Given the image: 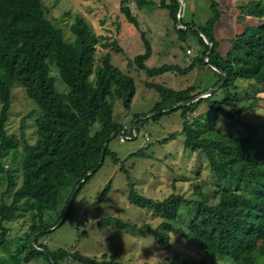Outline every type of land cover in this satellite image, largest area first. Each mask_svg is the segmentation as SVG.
Segmentation results:
<instances>
[{
	"label": "trees",
	"instance_id": "obj_1",
	"mask_svg": "<svg viewBox=\"0 0 264 264\" xmlns=\"http://www.w3.org/2000/svg\"><path fill=\"white\" fill-rule=\"evenodd\" d=\"M131 1L120 0L121 11L141 32L145 53L131 61L130 67L146 72L149 78L167 73L186 75L198 67H206L216 77L213 88L224 84L212 95L201 97L208 89L191 86L175 90L148 83V87L157 90L161 97L152 112L181 110L185 149L205 155L216 185L213 186L216 203L210 202V195L203 192L201 185L193 195L199 198L185 193H174L163 200L146 197L139 193L131 171L123 163L121 170L127 176L130 203L155 211L162 219L155 229L149 226V231L163 250H170L172 235H179L207 257L230 259L233 264H264V23L255 25L248 21L253 17L264 18L263 1L223 0L226 7L221 10L220 3L213 0L212 16L206 23H198L196 15L189 20L185 14L182 23L187 30H182L179 28V0H161L162 8L170 13L185 53L189 48L188 40L196 47V56L185 69L179 65L166 64L157 68L146 65L153 54V45L133 14ZM134 1L139 8L150 4L148 0ZM232 4L238 13L233 12L237 27L244 24L243 31L219 39L216 27L231 13L233 8L229 6ZM71 30L72 41L50 20L43 0H0V173L8 178V188L0 198V248L5 253L0 264H29L41 257L49 264H53V260L59 264L70 257L81 264H124L107 255L88 257L64 249L51 252L47 244L41 242L62 221L68 208L66 218L72 215L78 195L104 165H100L103 156L104 162L111 157L114 164H121L110 143L122 133L114 138L112 135L121 129L126 137L135 138L134 130L139 133L149 120L146 114L135 115V126L128 130L114 117L113 102L121 100L129 111L137 92L134 78L113 64L110 53L101 58V63L96 61L98 44L125 54L118 41L104 43L106 37L97 36L82 17L76 18ZM224 41L226 49L221 48ZM52 65L69 86L68 93L58 91L51 75ZM16 83L25 87L27 95L41 110L36 121L38 141L35 145H31L24 134L18 138L10 135L7 129L12 88ZM243 83H248L256 92L248 104L233 110L244 91ZM185 102L188 104L175 108ZM203 104L216 116L230 119L232 124L237 115L254 110H261L263 117L260 124L242 120L244 134L235 136L199 118L197 114ZM163 114L153 118L157 120ZM168 140L164 139L163 143ZM21 146L19 186L17 174L6 170L4 161L12 154L15 157ZM138 156L144 154L140 152ZM111 186L109 184L104 190L101 200L108 196ZM7 196H11V202ZM183 207L195 210L187 228L176 224L181 219ZM29 212L33 213L35 223L24 243L14 250L7 224ZM47 212L57 213L55 222L44 218ZM111 224L122 230L146 234L131 221L107 218L100 222V225ZM167 264H206V260L176 256L167 260Z\"/></svg>",
	"mask_w": 264,
	"mask_h": 264
},
{
	"label": "rangeland",
	"instance_id": "obj_2",
	"mask_svg": "<svg viewBox=\"0 0 264 264\" xmlns=\"http://www.w3.org/2000/svg\"><path fill=\"white\" fill-rule=\"evenodd\" d=\"M45 9L50 20L62 29L68 40H73L71 30L77 17L84 18L97 36H104V43L118 41L125 54H120L111 48H105L101 44L97 45L96 61L101 63L107 53L112 55V62L125 74L134 78L137 92L132 108L128 111L124 108L121 100H115L114 117L124 124L128 130L135 126V115H144L148 118L141 127L138 135L134 130L135 138L124 135L112 140L110 148L119 156L121 164H114L111 157H107L104 165L98 170L91 181L86 184L78 195L73 206V213L68 218L65 217L57 226L53 228L46 237L41 239L43 244H47L51 252L61 249L70 253L80 252L88 257L102 258L104 255L115 258L124 264H144L143 258H148L153 250H160L150 227L155 229L162 223V219L155 211L142 209L129 201V188L126 174L121 170L124 163L131 171L134 183L139 193L153 199L163 200L174 193H185L191 198L197 186L201 185L203 192L210 195V202L216 203L213 198V177L202 152H191L185 149V135L183 133V123L181 110L167 111L165 109L162 116L155 120L152 112L160 102V95L157 90L149 88L148 83L165 85L175 90H183L191 86H198L201 89L211 90L215 85L216 77L213 72L206 67H198L189 74L167 73L155 78H149L146 72H142L135 66L130 67L129 63L145 53V45L141 32L133 26L121 11L120 0H43ZM150 4L144 8H139L132 0L130 7L132 12L141 22L142 30L146 31L147 37L153 45V54L146 62L149 68H157L163 65H179L183 69L189 67L196 56V47L193 41L188 40L187 47L194 50L192 55H188L180 45L178 34L174 29L170 13L166 8H162L161 0H148ZM169 1V0H167ZM190 1L185 11L186 17L190 14ZM213 0H197L192 10L196 13L195 20L204 24L212 16ZM220 3V9L226 7L223 0H216ZM231 1V0H229ZM254 0H245L246 3ZM264 3V0H262ZM194 2V0H193ZM233 3V2H230ZM233 8L231 13L226 15L222 23L216 27V34L219 39H226L243 31L241 24L237 27L235 4L229 6ZM236 15L238 13L236 12ZM249 23L259 25L264 23V18H250ZM195 43V42H194ZM227 43L224 41L221 48L226 49ZM188 48V49H189ZM51 75L55 78V85L59 92L68 93L69 86L62 80L59 70L55 65L51 66ZM240 93V101L233 110L250 102L254 88L248 83H243ZM249 93L250 98L247 96ZM12 104L10 117L7 122V129L10 135L20 137L25 135L31 145L37 144L36 121L41 110L38 104L32 100L22 84L16 83L12 88ZM220 99V97H218ZM0 102V109H1ZM197 116L208 123H215L217 127L226 133L235 136H242L244 131L241 121L260 124L263 112L254 110L249 113L237 115L231 123L230 119L223 116H216L203 104ZM143 117V116H142ZM140 117V118H142ZM175 135L176 138H171ZM164 139H169L163 143ZM144 156H138L139 153ZM23 147L14 157L13 154L4 161L6 170H12L18 176V185H21V169ZM111 184L108 196L101 200L102 193ZM8 188V178L6 174L0 173V198ZM11 202V196L6 197ZM199 198V197H198ZM194 209L183 207L181 219L177 226L188 227ZM57 213L47 212L44 218L48 221H56ZM107 218H119L122 221L136 223L146 232L145 235L135 233L130 230H122L115 224L100 225L101 220ZM35 220L33 213L8 223L10 229L11 242L14 250L19 244H23L30 235ZM62 224V226H61ZM150 226V227H149ZM35 237V236H34ZM167 253V260L176 256L180 258L188 257L197 260H206V264H233L230 259H220L206 256L205 253L187 242L179 235H172V248L163 250ZM5 253L0 248V258ZM29 264H49L41 257L33 260ZM59 264H81L71 257L60 261Z\"/></svg>",
	"mask_w": 264,
	"mask_h": 264
},
{
	"label": "water",
	"instance_id": "obj_3",
	"mask_svg": "<svg viewBox=\"0 0 264 264\" xmlns=\"http://www.w3.org/2000/svg\"><path fill=\"white\" fill-rule=\"evenodd\" d=\"M179 2H180V11H179V16H178V18H179V28L182 29V30H187V28H185V27L183 26V23H182V20H183V17H184L185 11H186V2H187V0H179ZM198 30H199V29H198ZM205 38H206L207 43L211 45V41L209 40V38H207L206 36H205ZM223 84H224V82L221 83V84H220L219 86H217L216 88H212L211 90H208V92L205 93V94H204L203 96H201V97H208V96L212 95L213 92H214L215 90H218ZM186 104H188V103H186V102H185V103H180V104H178L175 108L181 107V106L186 105ZM167 111H172V109L167 110ZM156 114H160V113H156ZM119 132H120V133H123V131H122L121 129H119L117 132H115V133L112 135V138L116 137V136L118 135ZM106 148H107V145H106ZM104 159H105V156H103V157L101 158L100 165L104 163ZM91 173H94V171H92ZM68 212H69V208L66 210V213H65V215H64V217H63L62 220L65 219V217L67 216ZM56 228H57V227H55L54 229H56ZM34 243H36V236L34 237ZM39 250H40V251H44V250H42V249H39ZM53 264H56L54 260H53Z\"/></svg>",
	"mask_w": 264,
	"mask_h": 264
},
{
	"label": "clouds",
	"instance_id": "obj_4",
	"mask_svg": "<svg viewBox=\"0 0 264 264\" xmlns=\"http://www.w3.org/2000/svg\"><path fill=\"white\" fill-rule=\"evenodd\" d=\"M187 2H186V6H187ZM189 50H191L192 53H189ZM193 53H194V50L189 48L187 51V54L192 55ZM143 259H144V264H167V253H165L163 249L153 250L152 254L148 258L146 259L143 258Z\"/></svg>",
	"mask_w": 264,
	"mask_h": 264
},
{
	"label": "crops",
	"instance_id": "obj_5",
	"mask_svg": "<svg viewBox=\"0 0 264 264\" xmlns=\"http://www.w3.org/2000/svg\"><path fill=\"white\" fill-rule=\"evenodd\" d=\"M196 1H197V0H194V2H193V0L190 1L191 6H190V11H189V13H188V14H190L189 17H188L189 20L193 19V17H195V15H196V13L192 10L193 5H194V3H195ZM187 3H188V2H187ZM184 16H185V14H184ZM183 18H184V17H183Z\"/></svg>",
	"mask_w": 264,
	"mask_h": 264
},
{
	"label": "built area",
	"instance_id": "obj_6",
	"mask_svg": "<svg viewBox=\"0 0 264 264\" xmlns=\"http://www.w3.org/2000/svg\"><path fill=\"white\" fill-rule=\"evenodd\" d=\"M189 53H192V51H191V50H189Z\"/></svg>",
	"mask_w": 264,
	"mask_h": 264
}]
</instances>
